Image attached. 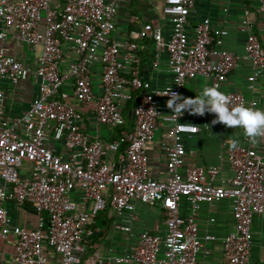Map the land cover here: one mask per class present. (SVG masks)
Segmentation results:
<instances>
[{
  "label": "built area",
  "instance_id": "2783aa9c",
  "mask_svg": "<svg viewBox=\"0 0 264 264\" xmlns=\"http://www.w3.org/2000/svg\"><path fill=\"white\" fill-rule=\"evenodd\" d=\"M59 1L58 6L54 0H0V78L14 83L30 71L6 47L12 31L16 42L42 46L33 71L39 95L29 107L20 115H6V91L0 88V237L15 239L12 260L0 264H50L51 251L57 254L58 264H83L84 253L94 244L92 238L105 232L91 226L92 221L101 211L110 210L111 226L130 233L138 218V202L160 206L165 230L143 228L129 249L107 256L95 251L90 264H201L198 254L204 242L194 208L223 198L231 200L234 219L222 239L224 264H251L253 216L264 213V135L255 143L245 137V144L228 149L231 176L227 186H216L212 179L217 166H184V135L200 131L188 119L192 114L185 111L177 116L168 108L164 116L160 106L161 99H169L164 95L167 91L181 95L194 75L221 88L239 57L221 40L213 46L209 18L189 30L196 0H165L169 37L150 22L142 23L138 32L153 39L156 52L168 55L172 81L154 89L142 74L137 43L117 37L119 7L136 0ZM259 9L264 17V0H259ZM250 28L251 20L243 19L240 29L246 34V55L254 69L248 78L254 82L264 73V44ZM94 64L101 68L99 95L93 87ZM153 65H158L157 56ZM67 87L82 105L93 102V119L112 134L125 122L128 102L138 93L139 102L130 113L133 129L123 132L128 142L123 151L121 140L107 141L85 132V114L60 96ZM224 93L232 105L258 108L259 101L241 91ZM158 131L166 155L164 179L153 176L147 153ZM51 138L61 141L66 155L50 146ZM183 199L194 207L187 215L181 212ZM8 201L30 203L38 225L13 223Z\"/></svg>",
  "mask_w": 264,
  "mask_h": 264
},
{
  "label": "crops",
  "instance_id": "0c3cea01",
  "mask_svg": "<svg viewBox=\"0 0 264 264\" xmlns=\"http://www.w3.org/2000/svg\"><path fill=\"white\" fill-rule=\"evenodd\" d=\"M59 6L60 1L54 0ZM165 0H136L130 4H123L118 9L116 16L117 37H129L137 43L138 52L142 58V74L148 77L154 89H160L172 81V73L168 67V55L166 51L156 52L155 45L145 46V39L149 37L139 36L142 23L150 22L160 26L164 36L167 38L171 33V24L163 13ZM137 16L138 19H134ZM205 17L210 19L213 46L221 40L224 48L235 53L239 57V63L222 84L220 91H241L248 98H255L259 101L258 108L264 109V73L254 82L249 81V76L254 73L251 60L246 55L245 40L246 34L240 29L243 19L251 20L250 32L257 35L264 44V17L259 9V0H196L195 8L189 16L188 28L193 30ZM43 29V28H42ZM135 31V32H133ZM12 31L6 41V47L13 51L30 70L26 75L12 83L0 78V88L6 91L4 102V113L8 116L20 115L29 107L33 98L39 95L37 77L33 72L37 65L36 59L42 51V46L37 45L31 48L23 43L16 42ZM146 47V48H145ZM71 54V53H70ZM158 59V65L154 66L153 61ZM144 57V58H143ZM95 95L101 92L99 64H94L91 69ZM211 86L209 81L202 75H194L189 78L181 91L182 97H194L205 86ZM63 94V95H62ZM62 95V96H61ZM62 99L71 102L78 110L85 114V132L90 135H99L103 139L111 136L112 131L107 126L97 125L93 119V102L87 105L79 103L70 89L67 87L60 94ZM164 116L166 100L160 101ZM132 110V109H131ZM130 110V113H131ZM215 114L205 113L203 116L192 114L188 119L197 123L200 131L184 135L186 146L184 166H217L218 172L212 179L216 186H227L231 176V169L228 161V149L233 140L245 144L247 141L242 129L228 127L222 123H212ZM50 146L61 155H66L68 150L61 144L60 140L50 139ZM147 153L152 174L158 179H164L167 175L166 155L163 145V137L160 131L155 139L148 143ZM112 158V153L110 154ZM11 220L15 224L26 227H34L39 223V217L30 203H6ZM193 205L186 199L182 200L181 212L184 215L193 210ZM198 223V233L204 246L198 254L201 264H224L226 262L223 252V237L233 228V206L229 198H223L216 202H201L194 208ZM137 220L132 225V231L122 232L108 223L98 221L96 218L91 226L105 228L103 234L93 237V243L89 251L84 253L83 264H90L95 251L102 256L110 253H123L134 244L137 233L143 228H154L158 226L161 231L165 230L164 214L159 205H151L138 202L136 205ZM253 243L250 252L251 264H264V213L253 216L252 220ZM213 235L214 238L206 239V235ZM15 252V239L13 235L0 237V261L9 262ZM50 264H58V256L55 252L49 253Z\"/></svg>",
  "mask_w": 264,
  "mask_h": 264
},
{
  "label": "clouds",
  "instance_id": "9594fccd",
  "mask_svg": "<svg viewBox=\"0 0 264 264\" xmlns=\"http://www.w3.org/2000/svg\"><path fill=\"white\" fill-rule=\"evenodd\" d=\"M164 95H169L166 106L174 115L181 116L185 111L200 116L205 113L215 114L213 124L219 122L228 127H238L252 143L264 135V109L243 103L232 105L229 96L217 86L205 85L194 97H182L169 91ZM230 147L236 148L237 141L233 140Z\"/></svg>",
  "mask_w": 264,
  "mask_h": 264
},
{
  "label": "trees",
  "instance_id": "16d2710c",
  "mask_svg": "<svg viewBox=\"0 0 264 264\" xmlns=\"http://www.w3.org/2000/svg\"><path fill=\"white\" fill-rule=\"evenodd\" d=\"M144 42H145V46H149V47L151 46L152 43L154 44V41L152 38H146ZM138 102H139L138 93H134L133 97L128 102L127 109L124 111L125 122L121 126H118L115 129V132L109 138L105 139L107 141L121 140L120 149L122 151L125 149V147L127 146V143H128L123 138L124 137L123 132L124 131L130 132L133 129V119L130 115V110L133 109L138 104ZM115 155L116 154L113 153V156H115Z\"/></svg>",
  "mask_w": 264,
  "mask_h": 264
},
{
  "label": "rangeland",
  "instance_id": "374dc122",
  "mask_svg": "<svg viewBox=\"0 0 264 264\" xmlns=\"http://www.w3.org/2000/svg\"><path fill=\"white\" fill-rule=\"evenodd\" d=\"M109 213H110V210L109 211H101L99 216L96 219L99 222L104 220L106 223H108L107 226H111L112 222H111V219L108 215Z\"/></svg>",
  "mask_w": 264,
  "mask_h": 264
}]
</instances>
